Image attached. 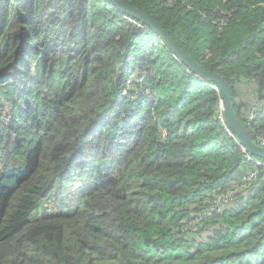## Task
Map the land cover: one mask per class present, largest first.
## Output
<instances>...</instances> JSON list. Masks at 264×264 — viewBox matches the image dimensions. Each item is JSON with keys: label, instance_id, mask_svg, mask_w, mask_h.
<instances>
[{"label": "trees", "instance_id": "obj_1", "mask_svg": "<svg viewBox=\"0 0 264 264\" xmlns=\"http://www.w3.org/2000/svg\"><path fill=\"white\" fill-rule=\"evenodd\" d=\"M121 1L264 133V0ZM216 89L107 0H0V264H264V169Z\"/></svg>", "mask_w": 264, "mask_h": 264}, {"label": "water", "instance_id": "obj_2", "mask_svg": "<svg viewBox=\"0 0 264 264\" xmlns=\"http://www.w3.org/2000/svg\"><path fill=\"white\" fill-rule=\"evenodd\" d=\"M119 13L125 15L127 18L140 23L147 27L153 34H155L169 50L176 60L184 65L196 77H199L207 82L215 85L217 92L223 105V117L228 131L232 134L236 142L246 150L249 156L257 159H264V149L258 147L250 137L246 127L238 120L235 115L232 98L228 89L227 83L224 79L210 72H206L199 66L190 56H188L176 43L172 40L169 34L162 29L156 22L151 20L140 10L131 7L121 0H107Z\"/></svg>", "mask_w": 264, "mask_h": 264}, {"label": "built area", "instance_id": "obj_3", "mask_svg": "<svg viewBox=\"0 0 264 264\" xmlns=\"http://www.w3.org/2000/svg\"><path fill=\"white\" fill-rule=\"evenodd\" d=\"M125 94H126V91H123L122 95H125ZM260 106H261V103L259 101L255 100V99H252L250 101L249 111L245 115V120H246L247 125H251L255 121V119L258 116L257 113H258V108ZM216 118L223 124L224 128H226V131L229 134V136L233 137L232 134L228 131V129L225 125V122H224L223 105H222L221 99L219 100V103L217 106ZM164 135H165V132H164ZM253 142L258 147L264 149V133H260V132L257 133L255 141H253ZM242 152L246 155L247 160L254 165V168L260 167V168L264 169V159L258 160L252 156H249L244 148H242ZM257 177H258L257 171L252 170V171L248 172L243 177L242 183H241L240 187H238V190H244L245 188H247L249 185H251L252 183H254L257 180ZM234 194H235V191H230V192H227L224 195H221L218 198H216L212 202L210 207L207 209V211L204 213H201L200 216H198V218H197L198 220L196 222L198 223L199 221H201V220L211 216L215 212L219 211L224 206L231 204L235 199Z\"/></svg>", "mask_w": 264, "mask_h": 264}]
</instances>
